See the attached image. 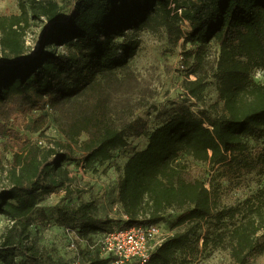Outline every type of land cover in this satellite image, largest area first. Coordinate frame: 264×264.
Instances as JSON below:
<instances>
[{
    "label": "trees",
    "instance_id": "16d2710c",
    "mask_svg": "<svg viewBox=\"0 0 264 264\" xmlns=\"http://www.w3.org/2000/svg\"><path fill=\"white\" fill-rule=\"evenodd\" d=\"M29 1L33 16L46 20L36 51L26 53L23 37L30 14L24 3L21 13L0 16V47L7 57L0 62V129L6 132L0 141L1 169L4 153L13 155L9 183L0 187V215L10 222L0 236V264H17L19 256L31 264L41 262L40 250L30 241V226L41 199L73 182L65 162L81 160L96 170L114 150L127 147L130 136L147 131L148 121L135 115L140 105L130 103L133 94L114 100L117 92H128L124 89L134 76L129 60L140 40L128 30L147 24L176 31L184 39L183 64L195 78L184 81V99L174 101L168 118L150 133L146 148L125 163L118 194L126 221L120 227L165 224L169 209L180 211L172 227L183 228L152 250L145 264H171L177 251L194 241L207 242L205 221L235 215L221 207L223 185L217 179L231 180L255 170L264 175V144L251 147L252 139L264 135V84L253 79L255 71L264 69V0ZM212 41L218 46V98L208 104L205 67ZM188 44L193 49L188 50ZM50 45L56 47L45 51ZM195 103L200 104L197 111L191 107ZM47 110L61 115L58 124L66 141L42 147L16 126L24 122L44 136ZM85 131L88 138L82 139ZM183 154L208 165L211 177L192 176L187 163L179 160ZM55 208L62 229L77 231L87 243L83 264H112L90 246L115 228L110 227L114 218L98 217L92 201ZM252 210L231 233L237 264H246L259 250L264 199Z\"/></svg>",
    "mask_w": 264,
    "mask_h": 264
},
{
    "label": "rangeland",
    "instance_id": "374dc122",
    "mask_svg": "<svg viewBox=\"0 0 264 264\" xmlns=\"http://www.w3.org/2000/svg\"><path fill=\"white\" fill-rule=\"evenodd\" d=\"M24 3L30 14V24L25 26L24 42L26 53L36 51L40 46V38L45 18L33 16L29 0H0V16L21 13V4ZM176 25H179L178 23ZM128 33L140 40L134 56L129 60L130 71L134 76L127 81L128 92H117L114 100L123 95L131 98V105H140L135 110V115L144 117L148 121L147 131L139 136H130L129 144L125 148L113 151L109 161L96 165V170L87 169L83 162L69 161L63 166L74 177L69 186H60L55 192L45 196L38 203L30 226V241L40 250L42 259L38 264H73L79 260L83 264L87 256V243L79 245V252L70 248L68 235L57 222L56 206L61 204L78 205L81 201H92L96 205L98 217H110L115 223L110 227H120L126 221V216L119 201V183L123 174V168L129 157L137 150L146 148L150 133L161 125L171 113L174 101L184 99V81L194 79L195 75L189 74L190 68L183 64L185 48L184 39L178 37L176 31L171 32L167 28L152 29L149 24L141 29H130ZM1 35V33H0ZM121 40V37L117 38ZM56 47L50 45L47 49ZM58 47V46H57ZM60 47V46H59ZM188 50L193 49L191 44ZM218 56L217 43L212 41L209 46L206 73L209 75L208 88L205 95L206 102L214 103L218 98V79L216 73V60ZM6 57V52L0 47V62ZM193 61V59H191ZM255 82L264 84V69L254 72ZM126 98V97H124ZM122 98V99H124ZM121 99V100H122ZM70 107V106H69ZM198 110L200 104L191 105ZM48 124L44 129V136L40 132H34L26 128L24 122H20L16 128L23 137L38 142L40 146H53L54 140L66 141L61 132L58 119L61 115L57 111L47 110ZM36 113L32 117L37 116ZM30 117V116H29ZM31 118V117H30ZM65 120V119H63ZM2 123L0 119V124ZM0 129V141L5 138V133ZM82 139L88 138V132H83ZM264 144V135L251 140V147L255 149ZM76 153L79 151L75 149ZM12 152L4 153V168H0V187L8 185L7 169L12 160ZM179 160L187 163L192 176L202 179L211 177L213 171L210 167L183 154ZM51 181H56L54 176ZM216 183H222L221 207L230 208L226 218L219 220L216 217L204 222L205 231L208 234L207 242L204 239L194 241L189 247L176 252L171 264H237L232 256L233 240L231 233L235 223L251 216L252 208L260 199H264V175L256 170L244 176L227 179H217ZM180 214L178 209H169L165 214L164 235L172 234L183 227L173 228L172 224ZM10 224L8 218H0V236ZM258 251L247 258L246 264H264V228L258 233ZM17 264H31L23 256L17 257Z\"/></svg>",
    "mask_w": 264,
    "mask_h": 264
},
{
    "label": "built area",
    "instance_id": "2783aa9c",
    "mask_svg": "<svg viewBox=\"0 0 264 264\" xmlns=\"http://www.w3.org/2000/svg\"><path fill=\"white\" fill-rule=\"evenodd\" d=\"M38 143L42 144V140ZM163 225L154 223L115 227L99 235L90 248L98 250L102 257L110 258L112 264H145L152 250L171 235H164ZM63 230L68 235L70 248L79 252V245L85 240L75 230ZM73 264H82L79 257Z\"/></svg>",
    "mask_w": 264,
    "mask_h": 264
},
{
    "label": "crops",
    "instance_id": "0c3cea01",
    "mask_svg": "<svg viewBox=\"0 0 264 264\" xmlns=\"http://www.w3.org/2000/svg\"><path fill=\"white\" fill-rule=\"evenodd\" d=\"M0 218H4V215H0Z\"/></svg>",
    "mask_w": 264,
    "mask_h": 264
}]
</instances>
